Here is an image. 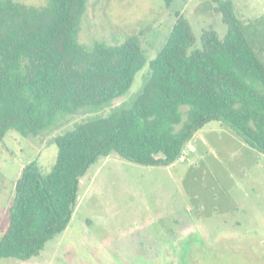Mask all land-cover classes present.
Returning a JSON list of instances; mask_svg holds the SVG:
<instances>
[{
    "label": "trees",
    "instance_id": "16d2710c",
    "mask_svg": "<svg viewBox=\"0 0 264 264\" xmlns=\"http://www.w3.org/2000/svg\"><path fill=\"white\" fill-rule=\"evenodd\" d=\"M86 2L0 0V142L8 130L36 137L84 107L112 106L53 137L57 155L48 173L36 161L24 165L0 258L30 259L66 229L80 179L99 157L114 152L145 166L170 165L213 120L264 154V49L231 0L216 8L225 36L205 30L200 48L192 49L191 26L176 12L141 90L119 105L147 57L137 34L115 46L81 45L76 35Z\"/></svg>",
    "mask_w": 264,
    "mask_h": 264
},
{
    "label": "rangeland",
    "instance_id": "374dc122",
    "mask_svg": "<svg viewBox=\"0 0 264 264\" xmlns=\"http://www.w3.org/2000/svg\"><path fill=\"white\" fill-rule=\"evenodd\" d=\"M33 6L47 0H14ZM226 0H87L77 41L90 49L115 46L137 34L147 64L127 94L132 100L148 75V62L165 42L179 12L195 41L202 32H227L216 9ZM234 12L264 49V0H231ZM264 53V52H263ZM112 106H87L61 118L40 136L8 130L0 142V234L6 229L15 183L36 161L48 173L57 155L53 137ZM0 264H264V154L221 121H210L188 144L185 161L145 166L116 153L99 157L79 183L66 229L27 260Z\"/></svg>",
    "mask_w": 264,
    "mask_h": 264
},
{
    "label": "built area",
    "instance_id": "2783aa9c",
    "mask_svg": "<svg viewBox=\"0 0 264 264\" xmlns=\"http://www.w3.org/2000/svg\"><path fill=\"white\" fill-rule=\"evenodd\" d=\"M188 149V147H187ZM185 154L186 152L184 151L183 154H181V156L179 157V161H185Z\"/></svg>",
    "mask_w": 264,
    "mask_h": 264
}]
</instances>
